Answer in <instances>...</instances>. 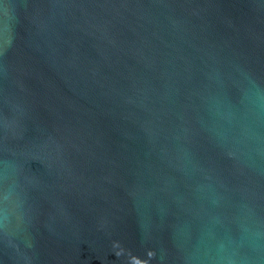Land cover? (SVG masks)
I'll return each instance as SVG.
<instances>
[{"label": "water", "instance_id": "95a60500", "mask_svg": "<svg viewBox=\"0 0 264 264\" xmlns=\"http://www.w3.org/2000/svg\"><path fill=\"white\" fill-rule=\"evenodd\" d=\"M0 264H264V0H0Z\"/></svg>", "mask_w": 264, "mask_h": 264}]
</instances>
